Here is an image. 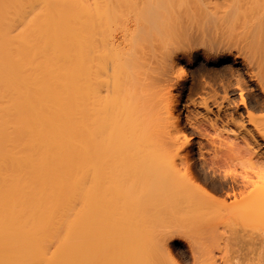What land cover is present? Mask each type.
I'll return each mask as SVG.
<instances>
[{
	"label": "bare ground",
	"instance_id": "obj_1",
	"mask_svg": "<svg viewBox=\"0 0 264 264\" xmlns=\"http://www.w3.org/2000/svg\"><path fill=\"white\" fill-rule=\"evenodd\" d=\"M170 1L0 0V264H161L147 235L164 210L201 195L171 159L185 163L188 139L180 157L156 143L157 132L181 133L171 90L181 96L184 70L176 82L168 70L199 57L222 62L234 48L264 95V53L254 60L250 34L234 40L226 27L241 14L190 7L183 17ZM253 4L255 42L264 0ZM200 105L208 109L206 99ZM246 118L264 132V118ZM180 181L197 193L184 198ZM260 194L240 211L264 214Z\"/></svg>",
	"mask_w": 264,
	"mask_h": 264
},
{
	"label": "rangeland",
	"instance_id": "obj_2",
	"mask_svg": "<svg viewBox=\"0 0 264 264\" xmlns=\"http://www.w3.org/2000/svg\"><path fill=\"white\" fill-rule=\"evenodd\" d=\"M174 1H170L172 6L169 8L183 17L185 13H190V7L196 12L203 10L199 13H204V10L210 11L217 17L231 11L241 14L239 21L226 26L229 34L234 40L242 38L241 35L250 34V46L253 45L250 47V56L254 60L263 56L264 51L262 45L259 47V43L264 37L260 38H263L261 41L258 40L259 43L257 40L255 43L252 38L255 36L252 33L255 32L254 18L258 10L253 4L256 0H250V3L249 0H237L238 4L235 0H187L180 7L177 5L178 1ZM241 16H244L243 19L246 17V20L240 18ZM181 21L184 24L188 23L185 18ZM223 22L220 19L214 22L218 33L224 28ZM210 24L212 26V23ZM219 27L221 28L218 29ZM192 28L196 26L193 24ZM173 43L168 46L169 49L178 47L177 43ZM254 46L261 48L262 51ZM197 50L201 51V48ZM232 51L233 55L222 62L207 63L199 57L192 64L183 60L173 67L174 70L173 68L172 71L168 70L170 73L168 76L174 82L180 80L181 69L184 70L185 84L181 96L177 93L179 88L174 87L171 90L175 94L174 97L179 98L176 115L179 116L178 133H181L175 134L166 129L155 134L157 140L155 141L166 152H172L171 155L177 150L180 157L183 156L180 147L182 139H188L190 143L187 147L188 152L185 153L187 157L185 163H180L182 157H176L177 153L174 154L176 159H171L175 160L177 176L185 175L188 171L189 178H193L191 181L194 184L193 188L197 187L202 193L194 191L196 188L192 190L191 185V188L187 187L190 190L186 189L185 187L189 185L183 182L185 186H182V178H177V181L182 179L180 181L182 184L177 182L181 184L178 188L184 198L188 197L191 190L198 195L203 194V198L200 195L201 197L198 196L200 199L193 202L192 199L189 200L191 202L185 200L177 212L170 208L163 211L161 208L163 212L159 217L164 223L155 225L156 234L153 232L155 235H147L151 247L162 256L161 258L156 254L161 264H264V214L250 211V216H247L239 208V203L251 202L253 198H258L260 193L264 195V162L260 159L264 157V132H254L246 118L247 113L264 118V95L250 82L248 78L250 74L247 72L249 70L244 68L243 59L236 58V49L233 48ZM237 79L241 80L240 85L236 83ZM199 87L201 90H198ZM211 97H215L214 105L211 104L213 100ZM202 99L207 100L208 109L200 105ZM239 134L245 136L246 141H242ZM189 182L188 180L187 183ZM173 185L176 188V184ZM157 204L163 202L158 201ZM146 205L148 206L147 203ZM189 206L191 210L197 209L198 212L189 213ZM144 210L146 213V209ZM155 219H159L158 216Z\"/></svg>",
	"mask_w": 264,
	"mask_h": 264
}]
</instances>
